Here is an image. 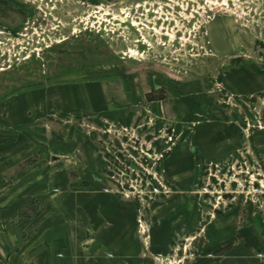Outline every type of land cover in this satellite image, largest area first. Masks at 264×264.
<instances>
[{
    "label": "rangeland",
    "instance_id": "rangeland-1",
    "mask_svg": "<svg viewBox=\"0 0 264 264\" xmlns=\"http://www.w3.org/2000/svg\"><path fill=\"white\" fill-rule=\"evenodd\" d=\"M0 264H264V0H0Z\"/></svg>",
    "mask_w": 264,
    "mask_h": 264
},
{
    "label": "crops",
    "instance_id": "crops-1",
    "mask_svg": "<svg viewBox=\"0 0 264 264\" xmlns=\"http://www.w3.org/2000/svg\"><path fill=\"white\" fill-rule=\"evenodd\" d=\"M80 197L83 199L82 196ZM110 205L104 217L97 216V220L94 219L99 240L95 244H132L134 249L135 244H140L135 237V233L131 226L124 225L126 218L125 215L118 212L119 205L112 203ZM16 212L12 214L15 218L19 214L18 210ZM43 222L40 223L39 228L33 229L30 242L27 244H71V242L84 244L86 232L82 227L74 229L67 225L51 227L49 223L44 220ZM36 229L38 230L35 231ZM39 235H41V239L38 238Z\"/></svg>",
    "mask_w": 264,
    "mask_h": 264
}]
</instances>
